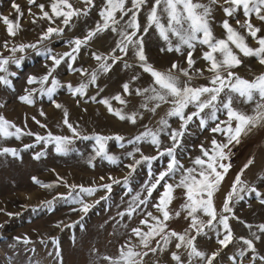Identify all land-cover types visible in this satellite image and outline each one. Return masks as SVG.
Here are the masks:
<instances>
[{
    "label": "rangeland",
    "instance_id": "374dc122",
    "mask_svg": "<svg viewBox=\"0 0 264 264\" xmlns=\"http://www.w3.org/2000/svg\"><path fill=\"white\" fill-rule=\"evenodd\" d=\"M13 2L18 4L23 12L20 20L21 31L15 37L9 36L6 26L0 20V56L15 55L17 59L21 57L23 59L19 65L12 63L8 65L9 73H15V75L0 73V75H7L8 80L11 81V86L0 84V115L21 128L23 132H32L41 136L51 132L54 135L71 137V131L63 124V109H67L69 122L77 127L82 136L112 137L113 139L107 142V150L109 154L119 157L120 162L113 165L96 157L94 140L74 138L73 143L69 145L68 154L61 155L55 152L54 144L35 143V135H24L19 140L15 137L0 138V149L9 147L19 150L18 157L0 156V264H59L55 256L56 248L52 243L53 239L59 241L62 264H107L106 261L98 258L104 255H116L118 248L129 239L133 244L137 243V238L131 235V230L135 227L144 228L140 221L145 218L148 211L154 215H160L152 205L158 202L159 193L163 191L162 187H158V190L153 192L147 207L141 205L132 218L127 215L122 218L118 213L128 208L129 201L136 192H141L142 198L146 195L143 192V185L148 180L147 164L142 163L136 166L135 172L129 177L128 185L123 183L124 177L131 171L128 165L133 163V158L128 157L127 153L133 150L134 145L128 144L127 141L145 131V125L156 130L160 126L159 120L165 117L169 105H162L156 114H152L141 107V104L145 102L144 97L136 95L135 91L131 95L123 93L124 83H129L133 90L142 89L151 84V77L139 67V62L131 49L126 56L117 51L115 55L122 56V59L112 66L110 72L100 73L96 84L89 85L83 96L73 95L69 92L67 85L78 87L81 82H87L88 77L79 72H73L67 63L62 62L53 73L60 81L61 87L54 93L52 100L36 92L33 93L32 105L21 102L19 97L26 94L25 89L39 87V85H29L28 77L45 74V65H51V61L39 53L49 48L52 49L53 54L69 51L67 42L71 39L83 38L100 20L99 11L103 7V0H94L95 7L89 10L88 15L74 18L68 27L63 25L62 18L56 19L54 23L43 19H37L36 23H32L34 19L32 14L39 17L40 11L36 5H29L28 0H0V16H8L13 20L16 18L17 14L12 7ZM199 2L208 3V0H199ZM49 3L50 0H36L37 5H45V10H49ZM71 3L77 8L85 7L82 0H71ZM219 3L223 4V0H219ZM149 6H145L140 12L139 21L142 26L146 23ZM128 7H131L130 0ZM213 7V31L216 37L223 38L224 30L220 24L226 17L219 6ZM29 8L32 14H29ZM127 19L128 17H125V20ZM240 19L243 20L242 15ZM230 23L236 27L234 20H230ZM253 23L262 28L260 35H264V25L254 18ZM50 26L64 28V31L54 34L48 40L41 41V36ZM117 40L118 37L110 31L97 35L81 48L77 60L72 65L73 68L87 69L90 73L97 68V61L93 59L92 53L109 55ZM5 41L8 42L7 48L4 47ZM173 42L175 43V39ZM248 43L252 47L257 46L251 38L248 39ZM20 44H35L37 48H27L24 52L18 51L13 54L10 49ZM163 48H166L165 42L154 29H150L144 37V49L148 62L161 71L169 69L173 62L181 67H187L184 56L175 52L162 51ZM204 50L206 49L198 47L194 52L196 64L193 71L196 68L205 69L204 76L207 77L210 75L206 71L207 63L201 59ZM242 60L243 64L235 69L240 76L252 79L253 74L258 75L264 72V66H261L255 58L242 57ZM109 63H112L111 60ZM125 63L131 67H125ZM134 76H139V79L133 80ZM181 79L184 78L181 77ZM204 84H207L204 78L192 81L193 86ZM50 86L49 82L46 87ZM117 94L123 96L127 101L126 105L111 100V97ZM93 96L96 97V101L109 98L113 108L122 109L125 114L137 113L136 123L122 121L110 114L105 105L91 99ZM53 101L61 104L63 109L56 108ZM234 107L246 112L251 111L249 105L234 103ZM191 110L190 108L189 111ZM41 111L45 115L42 116ZM219 115L220 119L226 118L223 113ZM36 121H40V124L46 127H40ZM169 124L172 128L179 127L177 118H169ZM197 125L198 121L190 125L188 134L183 139V148L177 150V157L185 167H191V160L200 155L201 144L210 148L213 137L217 140L223 139L219 134H214L208 129L201 130ZM211 126L214 125L210 124ZM116 136H121L124 140L117 141ZM160 138L162 148L171 145L170 140L163 133ZM121 143H124L125 147L121 148ZM27 144L35 146L25 149L24 146ZM137 146L144 155H158L156 148L146 141L140 142ZM41 151H44L46 155L39 160L34 159L35 154ZM93 157L95 158L92 159ZM139 158L140 153H136L135 159ZM90 159L91 163H89ZM249 159L253 160V163L241 177L246 190L240 193L242 199L233 198L231 203L233 211L225 213L230 218L229 223L234 234L233 242L227 248H221L217 243V232L207 228L205 234L197 237V247L201 251L208 255L219 252L214 264H264V261L252 259L253 256H264V233L258 229V225L264 224V204L260 202V199H264V127L253 129L247 136L241 138L240 144L232 147L231 160L228 161L231 163V168L214 197V203L217 213L221 214L224 199L231 191L235 177ZM167 161V157L153 161V172L158 174L159 171L164 170ZM33 177L45 184L55 186L51 189L42 188L33 182ZM101 177H104L103 181ZM109 177L119 180L120 183L113 184L110 193L100 190L93 196H85V202L92 205L86 215L79 211V204L60 198L67 196L71 191L68 187L70 185L88 187L110 183ZM178 180L179 174L168 182L174 184ZM252 187L262 194L260 198L247 190ZM129 188L132 189L131 192ZM174 195L176 198L168 209L172 214V219L167 222L168 230L183 233L190 224V218H186V212L181 209V205L185 202L183 190L177 189ZM102 196H108V199L101 200ZM48 201H52L51 206L47 204ZM97 201L99 203H96ZM176 212H180L179 217L175 216ZM199 215L205 221L208 219L202 213ZM246 225L252 227L248 228ZM218 228L222 237L223 228L222 226ZM190 234L195 233L190 232ZM256 236L260 239H256ZM25 238L30 241L28 244L23 243ZM241 238L253 241L254 253L246 248ZM175 243L173 239L164 251L158 250L155 254L150 252L144 258V264H176L171 259L172 252H178L181 255L183 264H204L198 258L189 260L187 250L176 249ZM152 246H156L155 241ZM242 250L246 253L244 257L240 256Z\"/></svg>",
    "mask_w": 264,
    "mask_h": 264
},
{
    "label": "snow or ice",
    "instance_id": "6c2138e0",
    "mask_svg": "<svg viewBox=\"0 0 264 264\" xmlns=\"http://www.w3.org/2000/svg\"><path fill=\"white\" fill-rule=\"evenodd\" d=\"M84 8H77L71 3V0H50L49 10H45L44 4H36V0H28L29 5H36L39 8L40 15L35 17L28 9L29 14L34 16L32 23H36L37 19L47 20L54 23L56 19L62 18L65 27L71 25L74 18L87 16L89 10L95 7L94 0H82ZM131 7H128L129 0H103V7L99 11L100 20L97 21L95 27L90 29L83 38H75L67 43L70 50L62 54H53L52 49H47L42 54L51 61V65H45L46 72L41 76H29L27 83L29 85H39L38 88L25 89L26 94L19 97V100L25 104L32 105L34 103L33 93L39 92L40 95H46L52 100L54 93L60 85V81L56 79L53 73L61 65L67 63L69 69L73 72H79L83 76H87V82H81L78 87L67 85L69 92L73 95L79 94L83 96L89 85H95L100 73H108L112 66L122 59L115 53L119 51L123 55H127L131 49L139 62V67L144 73L151 77V84L145 88H130L129 83L122 85L123 93L131 95L133 91L138 96L144 97V103L141 107L152 114H156L162 105H169L165 117L159 120V127L156 130L148 128L139 133L134 139L127 141L128 144L134 145L132 151L127 153L128 157L133 158V163L128 165L131 169L128 176L124 177L123 183L128 185L129 177L136 170V166L146 163L148 167V180L143 185V192L146 195L142 198L141 192L132 195L128 208L124 212L118 213L122 218L127 215L132 218L133 214L140 209L141 205L147 207L149 200L153 196V192L162 187L163 191L159 193L158 202L152 205L160 215H154L148 211L145 218L140 221L144 226L135 227L131 230V235L137 238V243L133 244L131 239L122 244L116 255H104L98 259L106 261L107 264H144V258L149 253L155 254L158 250L164 251L167 246L175 239V248H184L187 250L189 260L198 258L204 264H214L219 252H213L208 255L197 247V237L205 234V229H213L217 232V243L221 248H227L233 242L234 234L229 223V216L225 213L233 211L231 203L233 198L242 199L240 193L246 190V186L241 177L244 171L253 163L249 159L241 169L240 173L235 177L231 191H229L224 199L222 213L218 214L214 203V197L220 190V187L228 174L231 163L232 147L241 143V138L247 136L253 129L264 127V72L253 74L252 79H246L238 74V69L243 64V58H255L257 62L264 66V35H260L262 28L253 23V18L264 25V0H223V4L219 0H208V3H201L199 0H130ZM150 5V6H149ZM145 6L148 7L146 23L142 26L139 21L140 12ZM219 6L225 15V19L220 26L224 30L223 38L215 36L213 31V12L214 7ZM13 9L16 12V18L10 19L8 16H0V20L6 26V32L9 36L15 37L21 31L20 20L23 12L18 4L13 2ZM241 15L243 20L240 19ZM125 17H128L125 20ZM234 20L236 27L230 23ZM123 22V23H122ZM150 29H154L159 37L165 42L166 48L162 51L175 52L185 58L187 67H181L178 63L173 62L169 69L161 71L148 62V58L144 49V37ZM243 30V31H241ZM64 28L48 27L41 41L50 39L54 34L63 33ZM118 37L115 47L109 55L92 53L93 59L97 61V68L88 72L87 69L73 68V63L81 51L97 35L108 32ZM257 45L252 47L248 43V39ZM175 39V43L173 42ZM4 47H8L5 41ZM206 49L202 51L201 59L207 63L206 71L210 74L204 76L205 69L196 68L194 66V52L197 48ZM27 48L36 49L35 44H20L14 46L10 51L24 52ZM21 59H17L15 55L9 57L0 56V73L15 75L9 73L8 65L10 63L19 65ZM111 60L112 63H109ZM125 67H131L125 63ZM181 77L184 79L182 80ZM51 78V79H50ZM197 78H204L207 84L193 86L192 81ZM139 79L134 76L133 80ZM51 83L50 87L46 85ZM0 84L11 86V81L7 75H0ZM91 99L95 102L105 105L108 112L118 119L127 120L132 124L136 123L137 113L125 114L122 109L113 108L111 100L117 101L121 105H126L127 101L122 95L117 94L109 98L96 101V97ZM55 107L63 109L61 104L55 103ZM235 104H244L251 106V111L246 112L241 108L234 107ZM151 104V107H149ZM192 109L189 111V109ZM226 117L220 119V115ZM42 116L45 115L42 111ZM169 118H177L179 121L178 128H172L169 124ZM35 119V117H33ZM198 121V127L201 130L208 129L214 134L223 137L217 140L215 137L211 140V147L206 148L203 144L200 147V155L191 160V167H185L181 160L177 157V150L183 148V139L188 134L191 124ZM40 124V121H36ZM63 124L71 131L72 136L54 135L48 132L45 136L32 132H23L21 128L0 115V138L9 139L15 137L17 140L24 135H35V143L54 144L55 152L61 155H67L70 151L69 145L73 143L74 138L84 140H94L95 156L100 157L110 164H118L119 157L109 154L107 150V142L112 137L101 135L82 136L77 127L69 122V113L67 109H63ZM210 124L214 125L210 127ZM40 127H46L40 124ZM161 133L166 135L171 145L162 148ZM117 141H123L124 138L116 136ZM146 141L154 146L158 155L147 156L141 152L140 142ZM34 144H27L25 149L34 147ZM120 147H125L124 143ZM140 153V158L135 159V154ZM11 155L19 156V150L15 148L4 147L0 149V156ZM46 155L44 151L35 154L34 159L39 160ZM168 158L166 168L155 174L152 170V162L157 159ZM93 157L92 159H94ZM91 163V159L89 160ZM179 174V180L176 183H169L170 179H174ZM33 182L42 188L51 189L54 184H45L36 177ZM103 181L104 177L100 178ZM110 183H101L99 185L85 187L83 185H66L71 188L67 196H61L73 204H79V211L85 215L89 212L90 207L85 202V196H93L97 191L104 190L108 193L112 191V185L120 183L113 177H109ZM78 189V191H77ZM177 189H182L185 202L181 205V209L186 212V218H190V224L183 233L175 230H168L167 222L172 219L169 212V206L176 198L174 193ZM256 194L257 198L261 197V193L255 187L247 189ZM132 189L129 188V192ZM75 193V194H73ZM101 200H107L108 196L100 197ZM264 204V199H260ZM96 203H99L97 201ZM49 206L52 201H48ZM76 211V209H73ZM202 213L208 219L205 221L200 218ZM11 215V214H9ZM176 217L180 216V212L175 213ZM83 219V217H81ZM79 223V222H77ZM74 227L75 225H71ZM218 226H222L223 235L221 237ZM251 228V225H246ZM59 227V225H57ZM146 228V230H145ZM261 233H264V224L258 225ZM190 232H194L192 235ZM255 236V233H253ZM159 238V239H157ZM243 244L251 252H255L253 241L243 239ZM256 239H260L256 236ZM155 241L156 246L152 243ZM30 241L25 238L23 243L28 244ZM43 242V241H42ZM56 248L55 256L62 264L61 250L59 241L52 240ZM52 255V253H49ZM245 251L240 252V256L244 257ZM171 259L176 264H183L181 255L178 252L171 253ZM253 260L259 259L264 261V256H253Z\"/></svg>",
    "mask_w": 264,
    "mask_h": 264
}]
</instances>
